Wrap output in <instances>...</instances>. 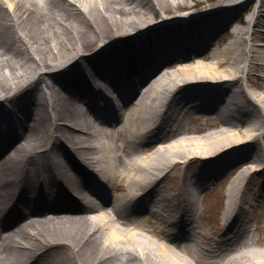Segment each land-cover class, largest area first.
<instances>
[{"label":"bare ground","instance_id":"bare-ground-1","mask_svg":"<svg viewBox=\"0 0 264 264\" xmlns=\"http://www.w3.org/2000/svg\"><path fill=\"white\" fill-rule=\"evenodd\" d=\"M243 1L180 12L185 0H0V85L14 88L0 103V264H264L252 246L262 234L241 219L252 198L237 197L264 158V96L249 82L264 69V14L256 7L236 26L230 12ZM107 16L125 25L100 49L63 39ZM225 31L234 36L214 48ZM201 52L211 61L186 65ZM201 111L222 115L211 129L194 126ZM250 163L227 191L224 224L236 239L224 248L222 236L212 243L209 229L196 230L207 222L198 204L210 182ZM132 207L162 221L161 233Z\"/></svg>","mask_w":264,"mask_h":264},{"label":"rangeland","instance_id":"rangeland-1","mask_svg":"<svg viewBox=\"0 0 264 264\" xmlns=\"http://www.w3.org/2000/svg\"><path fill=\"white\" fill-rule=\"evenodd\" d=\"M116 2H113V4H115ZM231 2H233V0H185V5L181 8H179V10H180V12H184L185 10L190 11L189 8H191L192 10L193 9H201L202 7H207L210 5L222 6L223 4L226 5V4L231 3ZM115 5L121 7V10L123 9L125 11H126V8H128L127 6H124L123 4H120V3H117ZM256 7H260V10H262V12L264 14V0H252V1L247 0V2L243 1L241 4H239V6L237 8L232 9L230 12V16L239 19V21L235 22L236 23L235 25L236 26L244 25L245 24V18L253 10H255ZM161 13H162V11L160 9H158L157 12H155V14L149 15L148 19H150L151 21L158 20V18L162 17ZM176 14L177 13L174 11V9H171V8H169V10L166 12L167 16L176 15ZM93 22H94L93 26H91V27H89V25H86V24H84L83 26L80 25L78 27L73 26V28L71 30L72 33H71V31L67 32L65 34L66 36H64L63 39H68V38H72V37H75V38L83 37L87 43L88 42L93 43L91 45L96 47V46H98L97 45L98 42H100L102 40H106V39H114L115 37L122 34V32H123L122 31V29H123L122 25H125L124 21H118L117 19H115L114 16H112V19H109L107 16V19H99V21L94 20ZM260 22L262 25L260 26L259 33L264 34V16H262ZM76 27H77V30L75 31ZM73 35H76V36H73ZM233 36H234V34L232 33V31H225L224 34L220 38H218V42L216 43V46L214 48L221 49V48L225 47L226 44L231 39V37H233ZM91 45L89 47H92ZM71 48H73V49L71 50ZM74 49L75 48L73 46H71L66 52H69V54H72L75 51ZM85 49H89V48H84V50ZM261 50L264 51V46L259 48V52ZM71 51H73V52H71ZM208 53L209 52H207V53L201 52L200 54H198L199 56L198 55L195 56L194 61H191L188 63L184 62V63H186V65H190V64L195 65V64H197V63H195L197 61L198 62H210L211 61L210 59H207L204 61V58H206L207 55H209ZM69 54H67V56ZM2 60H4L3 57L0 58V62H2ZM173 65H175V69H177V67H179L180 65L184 66L185 64L176 63ZM169 70H173V69H169ZM226 70H227V66L222 65V67L218 69L217 73L227 75L228 73L226 72ZM28 74H30V73H28ZM28 74H26V75H28ZM33 74L34 73H32L30 75H33ZM177 74H179V73H177ZM30 75H28V76H30ZM184 75H186V74L184 72H182V75L179 74L177 77L181 78V76L183 77ZM249 82H250L251 86L253 88H255L259 94H262V96H264V69L260 68L258 64L256 65V69L254 70V74L249 77ZM237 84H238L237 86L242 85L240 82H238ZM8 89H9V84H7L5 86H3L1 84L0 85V95ZM231 90L235 92V91L241 90V89L233 86L231 88ZM200 113H202V112H200ZM216 115L215 114L214 115L209 114L208 112H203L201 114V116L199 117L200 121H196L194 123V126H196L200 122L201 125L206 126V127L210 126L208 129H211L212 128L211 124L213 122H215L213 120V118ZM220 115H222V114H220ZM258 115L261 116L260 113L257 114V116ZM214 119L216 120V118H214ZM151 124H152V122H151ZM219 124L221 125V123H219ZM258 125L261 126L262 128H260L256 131L257 135H259V134L264 135V116L263 115H262L261 119L258 121ZM236 127H237V131H239L238 136L241 139H246L247 135H248L246 132L247 127L245 128L243 126H235V127L232 126V129H234ZM232 129H230V130H232ZM253 133H255V132H253ZM202 134L203 133H196V134H192L191 136L192 137H200ZM263 135L258 137V144H256L258 147V148L256 147V153H258L259 155L264 154V136ZM175 139L176 138H174V137H171V138L169 137V138H167L166 143L173 142ZM224 145H225V143H224ZM238 146H241V145H238ZM227 149H225V151ZM263 159H262L261 163H255L254 164L255 165L254 166V168H255L254 172H251L250 174L243 177L245 180L243 183L244 191L239 192V194L237 196V197H241V194H242L245 199H249L247 197L248 194L251 196L252 204H246V206H245L246 212L244 214H242L241 219H244L245 222L250 220V224H251L250 230L252 229L254 231V235L256 233H259L258 235H260V233H261L262 236H259L260 240L264 239V228H263L264 227V161H263ZM246 167L251 168V163L240 165L238 168H235V171L226 173V175H223V176H219L218 179H214L209 184L210 190L208 192H205L204 194H202V198H205V199L200 200L198 207H200V212L202 210V207L204 208V211L202 210V215H203V218H206L207 222H204L200 218L199 220H196L197 225H195V228H196V230H198V229L203 230L204 228L209 229L212 232L211 233V235H212L211 242L212 243H214L216 240H220L222 228L225 227V226H223L224 222L229 219L228 217L231 215V213L233 212V209H234V207H233L231 212L228 213V216L225 215L226 204H227V194H228L227 191H228L229 185L231 184V180H232V178L235 177L236 174H238L239 172L244 170ZM127 189L128 188H126V190ZM243 192H244V194H243ZM239 201H240V199L235 200V203H236L235 214L240 212L239 211V207H240ZM157 220L158 219H156V223H157ZM148 221L151 222L150 225L152 226V228L154 230H156V232L161 233L160 228H161L162 223H163L162 221L156 225H152V222H154L155 220L151 216L149 217ZM199 221H201V222H199ZM259 227H261V230ZM78 235L80 236L81 232ZM262 243H263V246L255 244V243L252 246L255 249L256 248H264V242H262ZM246 249H248V248H246ZM177 252H179V251L177 250ZM191 253L193 255L196 254V252H194V250H191ZM180 254H183V252H180ZM187 257L194 260L193 257H191L190 255H187ZM209 261L210 260H208V262ZM220 261L223 262V260H220Z\"/></svg>","mask_w":264,"mask_h":264}]
</instances>
